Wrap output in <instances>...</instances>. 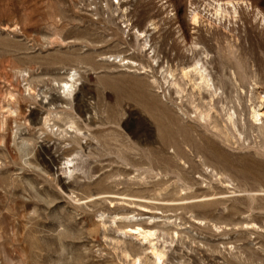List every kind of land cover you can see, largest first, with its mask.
Returning <instances> with one entry per match:
<instances>
[{"label": "rangeland", "instance_id": "obj_1", "mask_svg": "<svg viewBox=\"0 0 264 264\" xmlns=\"http://www.w3.org/2000/svg\"><path fill=\"white\" fill-rule=\"evenodd\" d=\"M115 1L0 0V264H155L136 226L163 264H264V0ZM205 49L217 130L163 73Z\"/></svg>", "mask_w": 264, "mask_h": 264}, {"label": "bare ground", "instance_id": "obj_2", "mask_svg": "<svg viewBox=\"0 0 264 264\" xmlns=\"http://www.w3.org/2000/svg\"><path fill=\"white\" fill-rule=\"evenodd\" d=\"M124 0H116L114 2V4L116 5H120L121 2H123ZM214 4L210 3L211 5H214L213 9L215 10L214 11V14L212 16L215 17V20H209L208 22V25L209 27H213L212 24L213 23H216V21H218L219 23H221V21H225L227 20V17L230 15L231 16V9H232V13L235 14L237 12V4H235L233 1H225V2H222L220 0H213ZM190 18H189V21L191 22V24L195 25V24H198L200 22H202V18L200 16V13L196 10V9H192L190 11ZM211 16V17H212ZM230 22V20H229ZM124 23V22H123ZM229 24V23H228ZM207 25V24H205ZM131 26V23L130 22H127V24L124 25L123 28H127L129 29V27ZM221 26V25H220ZM208 27V28H209ZM155 28V25L153 23L150 24V29H154ZM209 28V29H210ZM224 28V27H223ZM228 31V30H227ZM226 31V32H227ZM229 32V31H228ZM230 33V32H229ZM146 34V33H145ZM144 34L143 31H140V30H136V36H138L139 38H143V42L147 43V38H146V35ZM148 36V35H147ZM227 42V40H226ZM193 43V46L191 47V51L192 53L197 49V44L192 42ZM199 45V44H198ZM145 47V46H144ZM201 50V49H200ZM148 51V50H147ZM202 56L198 57L195 59H193L192 61V64L189 65V66H185V67H182L181 70H180V79L176 78V76L174 75L173 73V70H163V73H165L167 76L170 77V80H171V84L175 87V91L177 93H181L183 92L185 89L183 87V81L184 83H186L187 81L189 82L190 84V87H191V92L190 93V97L191 96H194V94L200 96L199 98V102L197 104H193L194 106V110L197 111V115H198V119L200 120H206V119H212L213 120L211 121L212 123V127L213 129H216L217 130V124H216V121H215V118L216 116L213 115V113H217V110H216V107L213 106L211 104L212 100L214 99L215 96L218 95V90H221L220 87H217L214 83V78H213V74H212V71H211V68H210V64L212 62L211 58L208 59L209 56V52L206 51V49L204 51H202ZM120 57V56H119ZM115 58V57H114ZM114 58L112 59V61L114 60ZM155 58H153L154 60ZM119 62L122 64V65H126L128 63H132L131 61L129 60H126L124 58H121L119 60ZM169 69V68H168ZM235 75V72L234 71H231L229 70V79L231 80V77H234ZM72 77V76H70ZM167 78V77H166ZM168 79V78H167ZM185 79H187V81L185 82ZM182 81V82H181ZM188 84V85H189ZM63 87L65 89H67L68 93L70 92L69 90H71L70 88L73 87L72 84H69L68 82H65L63 84ZM69 89V90H68ZM206 94L209 98L208 101H202V95ZM222 93V92H221ZM193 98V97H192ZM195 99V98H193ZM193 103V100H191V104ZM222 110L223 107H221ZM262 115V114H261ZM261 115H260V112L258 110H255L253 109L252 110V113H251V118L253 119L254 122H257L258 120L261 119ZM225 117H226V120L234 125L236 120H235V117L237 118V113L235 111H232V112H229V111H226L225 112ZM223 122V121H222ZM227 122V123H228ZM224 123V122H223ZM225 125V124H224ZM222 126V124H221ZM169 127H166L164 128L165 130L168 129ZM225 129V126L223 127ZM223 128L219 129V130H223ZM163 129V128H162ZM161 128L159 129L160 131L162 130ZM195 130V129H194ZM163 131V130H162ZM167 131V130H166ZM169 131V130H168ZM190 131V130H189ZM170 132V131H169ZM168 133V132H167ZM165 133V134H167ZM171 133V132H170ZM222 133H224L222 131ZM183 134V132H182ZM163 135V134H162ZM166 136V135H165ZM168 134H167V138L168 139ZM173 136V135H172ZM162 138V137H161ZM160 138V140H161ZM178 138V137H177ZM166 140V139H165ZM163 140L162 138V141H165ZM174 141V140H173ZM172 141V143H173ZM166 142V141H165ZM188 144V143H187ZM172 145V144H171ZM180 145V144H179ZM178 145V146H179ZM184 147V145H182ZM169 147V146H168ZM177 147V146H176ZM179 149V148H178ZM170 150V149H169ZM172 152V157L176 160H178L179 162L182 161V158L178 156L177 154V151L175 148H173L171 150ZM180 152V151H179ZM170 154V153H169ZM183 154V153H181ZM185 154V153H184ZM181 156V155H180ZM184 156V155H182ZM186 156V155H185ZM200 157V155H199ZM175 160V161H176ZM72 161H69V163H71ZM184 164V162H183ZM70 165V164H69ZM181 168V167H180ZM76 167L75 166H72L69 167V172L72 174L74 171H75ZM182 170V169H181ZM212 171V170H211ZM131 217V216H130ZM129 217V218H130ZM128 218V217H127ZM133 218V217H132ZM131 218V219H132ZM147 225V224H146ZM153 229V228H152ZM151 228H141L139 226H136V227H132V228H129L127 229L126 231H124L123 233H134L136 234L137 236H139L142 240H144L145 242L149 243L150 244V249L151 251L153 252V255H154V262L155 264H163L164 260V256H165V251L163 249H160L158 246H157V243L154 242V236H156V233L152 230ZM175 233V232H174ZM128 256V255H126ZM140 258V257H139ZM136 259V258H135ZM137 260H133V263H136ZM140 261V260H139Z\"/></svg>", "mask_w": 264, "mask_h": 264}]
</instances>
